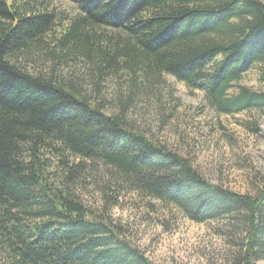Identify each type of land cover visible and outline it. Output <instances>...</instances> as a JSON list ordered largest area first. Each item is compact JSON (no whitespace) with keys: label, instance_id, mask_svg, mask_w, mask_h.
Segmentation results:
<instances>
[{"label":"trees","instance_id":"16d2710c","mask_svg":"<svg viewBox=\"0 0 264 264\" xmlns=\"http://www.w3.org/2000/svg\"><path fill=\"white\" fill-rule=\"evenodd\" d=\"M76 3L59 24L49 0H0V264H156L75 195L99 168L193 222L230 220V264L264 260V175L252 192H233L125 120L164 74L217 113L263 109L264 90L234 87L264 63V2ZM121 76L127 93L116 89L107 111L104 86Z\"/></svg>","mask_w":264,"mask_h":264},{"label":"rangeland","instance_id":"374dc122","mask_svg":"<svg viewBox=\"0 0 264 264\" xmlns=\"http://www.w3.org/2000/svg\"><path fill=\"white\" fill-rule=\"evenodd\" d=\"M49 1L59 24L77 11V0ZM262 72L264 63L255 64L236 81L234 89L243 85L264 90ZM121 77L104 86L102 101L107 111L116 105V89L118 97L127 93L125 76ZM125 120L186 157L209 182L233 192H252L264 175V108L217 113L207 105L202 91L164 74L159 83L136 93ZM103 173L99 168L83 176L73 187L75 195L89 211L119 224L123 237L149 260L156 264L231 263L237 239L230 220L193 222L173 205L112 184Z\"/></svg>","mask_w":264,"mask_h":264}]
</instances>
